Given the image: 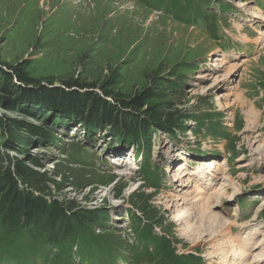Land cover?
<instances>
[{"label":"rangeland","instance_id":"obj_1","mask_svg":"<svg viewBox=\"0 0 264 264\" xmlns=\"http://www.w3.org/2000/svg\"><path fill=\"white\" fill-rule=\"evenodd\" d=\"M160 1L0 0V164L16 168L19 160L46 179L41 187H49L51 200L72 201L97 219L104 213L101 224L83 225L100 242L97 249L114 244L128 253L137 244L131 228L142 221L185 264H241L245 257L237 256L248 253L236 243L248 226L256 225L264 245V0H221L235 14L217 5L202 12L191 0L199 23L176 16L186 0L171 11L173 0ZM218 33L228 42L224 51ZM18 70L31 80L26 86L15 80ZM5 72L12 74L9 93L1 91ZM65 82L94 84L98 94L103 84L117 118L132 124L122 100L153 90L149 102L177 124L174 134L154 129L144 163L110 130L88 134L61 108L17 96L19 88L41 94ZM187 164L206 177L197 180L210 185L207 195ZM182 212L189 215L177 218ZM40 224L34 219L27 227ZM227 227L224 238L217 235ZM161 246L156 252L152 242L133 264H168ZM54 251H46L48 264H56ZM260 254L256 249L243 264H255Z\"/></svg>","mask_w":264,"mask_h":264},{"label":"trees","instance_id":"obj_2","mask_svg":"<svg viewBox=\"0 0 264 264\" xmlns=\"http://www.w3.org/2000/svg\"><path fill=\"white\" fill-rule=\"evenodd\" d=\"M164 1L168 0H161L160 2ZM179 1H170L171 3L169 2V4L171 5L167 6V11H171V8L179 7L182 3ZM186 1L188 3L191 0ZM193 1L198 5L201 3V10L203 5L209 2V0H199L200 3L197 2L198 0ZM188 7L189 3L181 13L176 15L179 18L182 17V19L185 16V22H188ZM15 74V80L24 86L31 81L22 71L18 70ZM11 75L8 72L3 73L5 82L1 87V91L10 92L12 88ZM106 83L108 82L105 81L104 84ZM44 88L40 91L41 94L28 93L25 90L26 88H19L20 91L17 96L21 99L27 98L29 101L42 100L53 108H61V113L66 115L68 119L73 118L75 121L82 123L83 129L88 134L103 129L110 130L114 133L113 138L117 141L124 145H133L139 150L143 149L145 142L151 139L154 129H166L174 134L172 128L177 125L174 121L172 122L171 118H163L160 107L151 106L152 104H150L149 100L156 95L153 90L145 89L143 93L122 100L123 109H126L132 115L133 121H135V124H132L129 122L128 117H124L122 120L117 118L112 102L109 100V97L110 99L114 98L113 94L110 95L103 84H101V94L95 92L94 89L96 87L94 84L89 83H80L79 85L65 82L55 89ZM1 101L2 97L0 96V103ZM141 110L142 113L140 114ZM121 112L124 113L125 110ZM15 164L16 168L0 164L1 254L16 256L20 254L46 253V251L57 249L52 256L55 258V263H58L63 261L61 256H58L59 253L69 254L74 245H77L78 252L82 256L87 255L88 257L92 256L94 251H100V254H112L115 251L114 244H109L104 249H97L96 247L100 242L92 238L94 234L89 230H85L83 226L92 225L93 223L101 224L102 220L105 219L104 213L99 217L104 216L103 219L98 218V220V214H91L90 212L80 213L72 201L51 200L45 194V191H49V187H41V183H45L46 179H39L37 177L38 174H36V178L33 177L35 174H33L32 170L19 162V160ZM144 172L145 176L150 173V170L144 168ZM152 187L156 188V185L153 184ZM138 202L146 203L141 199ZM34 219L35 221L39 219V222L43 221V225H39L41 229L37 230L27 227L28 223L33 224ZM152 227V224L142 221H138L132 226L133 236L137 238V243L139 242V245L131 248L136 252V257L142 256L144 252H140L142 250L146 251L148 246L154 242L156 252L158 251L157 247L162 244L161 249L164 251L161 250L160 253L167 256L166 263L185 264L178 260V255H173V245L162 240L164 236H155ZM83 235H86V237L84 238Z\"/></svg>","mask_w":264,"mask_h":264},{"label":"bare ground","instance_id":"obj_3","mask_svg":"<svg viewBox=\"0 0 264 264\" xmlns=\"http://www.w3.org/2000/svg\"><path fill=\"white\" fill-rule=\"evenodd\" d=\"M242 6H243V5H240V7H242ZM119 38H120V37H119ZM247 60H248V59H247ZM14 154H15V152L12 153V155H14ZM186 172H187V171H186ZM183 175L186 176L187 174L184 173V174H182V176H183ZM194 189L196 190L195 193H196V192H197V193L200 192V189H199V188L195 187ZM184 194H185V193H184ZM195 200H197V199H194V201H195ZM188 209H190V208H187V210H188ZM188 215H189V214H188L187 212H184V213L182 212V213L177 214L176 216H177V218H181V217H187ZM228 230H229V227L225 228L223 231L220 230V231H218L219 233H217V235H220L222 238H224V237L226 236V233L228 232ZM262 241H263V239L261 238L259 245L261 244ZM259 245H258V246H259ZM258 246H257V247H258ZM241 253H242V252H241ZM234 254H236L235 251H233V254H232V255H234ZM237 254H238V253H237ZM239 254H240V253H239ZM245 254H246V253H245ZM238 256H239V255H238ZM238 256H237V258L240 259V258H242V257H247L248 254H247L246 256H243V255H241V254H240L241 257H240V256L238 257ZM234 258H235V257H233V259H234ZM242 259H243V258H242ZM235 260H236V259H235ZM233 262H234V261H233ZM235 262H236V261H235Z\"/></svg>","mask_w":264,"mask_h":264}]
</instances>
